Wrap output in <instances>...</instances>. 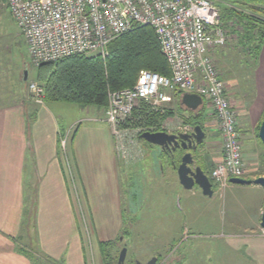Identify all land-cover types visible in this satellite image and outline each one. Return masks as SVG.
Here are the masks:
<instances>
[{
	"label": "crops",
	"instance_id": "0c3cea01",
	"mask_svg": "<svg viewBox=\"0 0 264 264\" xmlns=\"http://www.w3.org/2000/svg\"><path fill=\"white\" fill-rule=\"evenodd\" d=\"M257 60L259 66L255 72H258L262 104L259 101L257 108L253 106L244 110L228 93L226 85L232 109L240 110V115L249 125L264 121V45ZM22 81H26L24 75ZM13 94L16 96L0 99V264H37L38 257L46 264H87L79 217L73 210L62 157L59 156L60 137L65 130L59 126L48 106H36L24 101L16 91ZM172 99L164 106L171 112L170 120L180 118L185 121L192 112L181 107L175 95ZM202 99L203 106L193 112L203 113L198 121L205 137L197 150L201 157V170L211 180L212 197L216 195L220 199L224 216L221 230L218 233L211 231L206 237L223 242L235 256V264H264V229L260 226L264 188L230 182L220 187L213 181L211 173L222 159L221 142L216 116L208 100ZM103 112L99 119L92 116L87 127L77 126L69 144V157L92 237L97 244L104 239L114 241L121 233L124 217L122 179L133 174L132 169L148 150H156L155 146L133 135L129 141L126 139V145L131 153L138 155L134 153L137 156L129 160L120 158L110 129L103 122ZM156 151L166 158L167 164L162 165V169H166L168 178L175 177L180 186L169 155L159 149ZM242 157L247 167L256 164L257 155L254 153L249 156L242 153ZM259 177H264V171L258 173L247 169L243 179ZM33 207L36 209L34 219L29 221ZM204 227L209 226L205 224ZM30 229L33 238H30ZM25 242L29 245L23 246Z\"/></svg>",
	"mask_w": 264,
	"mask_h": 264
},
{
	"label": "built area",
	"instance_id": "2783aa9c",
	"mask_svg": "<svg viewBox=\"0 0 264 264\" xmlns=\"http://www.w3.org/2000/svg\"><path fill=\"white\" fill-rule=\"evenodd\" d=\"M23 37L32 64L75 56L105 60L108 46L136 26L154 29L170 77L141 70L131 88L107 91L103 122L113 136L116 153L124 156L126 139L140 134L127 127L141 102L153 111L172 102V94H196L208 100L217 119L222 159L211 177L220 187L245 174L238 120L226 86L214 62V52L227 43L221 26L219 0H6ZM36 104H44L43 88L29 85ZM149 132V131H146ZM183 127L180 133H192ZM69 134V133H68ZM66 134V136L68 135ZM61 139V159L70 191H75V169Z\"/></svg>",
	"mask_w": 264,
	"mask_h": 264
},
{
	"label": "rangeland",
	"instance_id": "374dc122",
	"mask_svg": "<svg viewBox=\"0 0 264 264\" xmlns=\"http://www.w3.org/2000/svg\"><path fill=\"white\" fill-rule=\"evenodd\" d=\"M238 9L246 11L243 6H239ZM234 29L237 33L240 31L238 28ZM245 51L244 53L238 43L237 35L233 33L226 45L214 52L213 58L221 79L228 87V93L238 105L247 110L256 106L261 98L258 72H255V68L259 66L258 60L256 61L254 55L248 52L247 47ZM25 73L27 79L23 82L22 77ZM36 75L37 68L31 62L26 44L7 8V2L0 0V99L15 97L16 95L13 93L16 91L21 95L20 98H24V101L38 106L29 92V85L37 83ZM44 104L53 112L65 133H69L66 136L68 154L69 140L75 128L77 126L87 127L92 116L98 119L102 116V109L99 110L96 107L80 108L74 104L61 102ZM241 112L243 113L242 110ZM235 114L237 120L239 119L238 125L240 124L238 132L242 153L245 156L252 153L257 155L256 164L251 166L247 167V162L244 163L245 160H243L244 170L249 169L251 172L262 173L264 171V146L259 141L257 134L263 121L249 125L243 120L240 110L235 109ZM243 124L245 125L243 126ZM186 126L190 125L185 124L180 118L177 120L166 118L161 121L160 129L169 134H177ZM127 138L129 141V137ZM157 149L158 147H156ZM156 150H148L141 162L132 169L133 174L122 179L121 194L124 217L120 227L121 233L115 237L114 241L112 240L113 246L110 253L116 257L120 249H126L124 264H134L135 262L145 264L153 258H158L159 264H235V256L223 242L210 240L206 237L209 232L217 231L218 233L222 228L224 216L220 199L216 195L214 198L204 196L197 186L189 191L178 186L176 178H168L166 175L168 172L165 171V168L162 169V165L167 164L165 163L166 158L161 157ZM134 153L136 152L131 153V150L127 148L124 156L117 155L122 159L129 160L138 155ZM192 154L195 166L201 164L198 150ZM150 165L151 169L149 170ZM74 180L75 191H69V197L74 213L79 217L78 225L84 245L86 263L101 264L98 244L92 237L76 175ZM105 196L109 199L108 194ZM35 210V207L30 210L32 217L29 221L34 219ZM205 224L209 227L205 228ZM29 232L30 238H33L31 229ZM103 241L109 240L104 239ZM25 243L23 246L29 245L28 242ZM18 244L20 245V243ZM37 264H46V262L38 257Z\"/></svg>",
	"mask_w": 264,
	"mask_h": 264
},
{
	"label": "trees",
	"instance_id": "16d2710c",
	"mask_svg": "<svg viewBox=\"0 0 264 264\" xmlns=\"http://www.w3.org/2000/svg\"><path fill=\"white\" fill-rule=\"evenodd\" d=\"M216 6L221 26L226 30L228 38L230 39L233 33L237 35L244 53L247 47L248 52L252 53L257 61L264 45V0H219ZM239 6H243L246 11H240ZM234 28L240 31L237 33ZM108 53L105 60L97 56L75 55L39 66L36 82L43 88L44 103L61 102L83 108L96 107L105 111L107 91L133 87L139 71L146 70L166 77L171 75L151 27H134L115 39L108 46ZM174 95L180 100L183 94L174 93L171 96ZM170 115V111H153L141 102L126 126L139 128V138L146 131H162L161 121ZM202 116L203 113L192 112L184 122L192 127L199 125L202 128L198 121ZM65 136L64 131L60 142ZM181 155L182 153L174 155L173 165L178 166ZM198 166L202 169V164ZM112 246V241L98 243L101 264H118V256L110 253Z\"/></svg>",
	"mask_w": 264,
	"mask_h": 264
},
{
	"label": "water",
	"instance_id": "95a60500",
	"mask_svg": "<svg viewBox=\"0 0 264 264\" xmlns=\"http://www.w3.org/2000/svg\"><path fill=\"white\" fill-rule=\"evenodd\" d=\"M24 79H27V74H24ZM180 105L186 110L195 112L203 106L202 97L196 94H183L180 98ZM205 133L200 126L193 127V132L169 134L167 132H143L139 138L144 140L149 145L158 147V149L169 155L173 170L176 172L180 186L186 190H192L197 186L204 196L212 197V184L208 177L203 173L199 166H195L193 158L194 152L204 141ZM257 137L264 146V121L261 123ZM178 153H182L178 166L173 165V157ZM230 183L235 185H258L264 188V177H259L253 180L241 178H232ZM261 228L264 229V206L261 216ZM126 257V249H121L118 256V264H124ZM134 264H141L135 262ZM146 264H156V258L151 259Z\"/></svg>",
	"mask_w": 264,
	"mask_h": 264
},
{
	"label": "flooded vegetation",
	"instance_id": "af4514ba",
	"mask_svg": "<svg viewBox=\"0 0 264 264\" xmlns=\"http://www.w3.org/2000/svg\"><path fill=\"white\" fill-rule=\"evenodd\" d=\"M120 251H121V249L119 250V253H120ZM119 253H118V256H119ZM160 262H159V259L158 258H156V264H159ZM146 264V263H145Z\"/></svg>",
	"mask_w": 264,
	"mask_h": 264
},
{
	"label": "bare ground",
	"instance_id": "6f19581e",
	"mask_svg": "<svg viewBox=\"0 0 264 264\" xmlns=\"http://www.w3.org/2000/svg\"><path fill=\"white\" fill-rule=\"evenodd\" d=\"M164 132V131H163Z\"/></svg>",
	"mask_w": 264,
	"mask_h": 264
}]
</instances>
